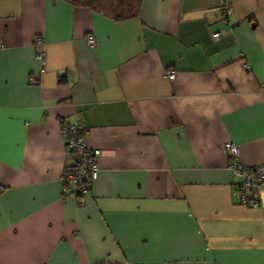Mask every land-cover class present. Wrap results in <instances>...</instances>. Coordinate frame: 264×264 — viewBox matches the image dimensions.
Wrapping results in <instances>:
<instances>
[{"label":"crops","instance_id":"1","mask_svg":"<svg viewBox=\"0 0 264 264\" xmlns=\"http://www.w3.org/2000/svg\"><path fill=\"white\" fill-rule=\"evenodd\" d=\"M227 2L0 0V264H264V193L232 201L223 151L264 163V0ZM64 124L96 153L85 196L61 194Z\"/></svg>","mask_w":264,"mask_h":264},{"label":"built area","instance_id":"2","mask_svg":"<svg viewBox=\"0 0 264 264\" xmlns=\"http://www.w3.org/2000/svg\"><path fill=\"white\" fill-rule=\"evenodd\" d=\"M221 16L227 22V16L231 13V7L227 0H218ZM221 32L211 35L217 40ZM87 48H93L95 40L91 35L85 37ZM35 50V60L39 65L36 76H29L30 85L38 84L39 76L44 72V58L42 52V40L35 37L32 41ZM242 67L247 70V65ZM173 71H166L163 78L173 80ZM81 127L77 124L60 125L59 133L64 140L65 158L67 164L59 177L62 197L85 196L89 193L92 183L96 178L97 160L96 153L86 148L84 134H80ZM226 159V170L233 178L231 199L234 203L246 208H259L261 195L264 193V163L257 166H243L238 161V149L230 143L223 146Z\"/></svg>","mask_w":264,"mask_h":264},{"label":"trees","instance_id":"3","mask_svg":"<svg viewBox=\"0 0 264 264\" xmlns=\"http://www.w3.org/2000/svg\"><path fill=\"white\" fill-rule=\"evenodd\" d=\"M72 6L88 8L100 12L114 21H122L135 16L140 0H64Z\"/></svg>","mask_w":264,"mask_h":264}]
</instances>
